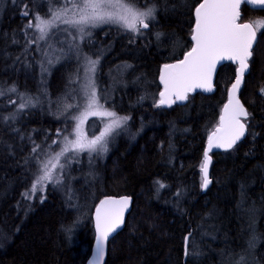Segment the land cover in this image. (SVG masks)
Returning a JSON list of instances; mask_svg holds the SVG:
<instances>
[{"label":"trees","instance_id":"1","mask_svg":"<svg viewBox=\"0 0 264 264\" xmlns=\"http://www.w3.org/2000/svg\"><path fill=\"white\" fill-rule=\"evenodd\" d=\"M154 2L148 31L90 27L73 50L66 39H39L27 27L34 14L44 17L68 0H0V264H86L97 204L122 196L133 198L132 211L110 241L105 264H264V29L239 93L248 135L229 151L211 153V184L203 192L205 147L237 66L221 68L216 93L160 106V69L193 47L202 0ZM152 3L137 0L141 8ZM241 11L240 22L264 20V11L245 5ZM85 57L99 58L92 78L100 104L131 119L106 153L63 158V173L56 171L61 183L31 196L46 151L73 116L65 106H73L78 86L86 89L79 84ZM22 97L31 101L23 109Z\"/></svg>","mask_w":264,"mask_h":264},{"label":"snow or ice","instance_id":"2","mask_svg":"<svg viewBox=\"0 0 264 264\" xmlns=\"http://www.w3.org/2000/svg\"><path fill=\"white\" fill-rule=\"evenodd\" d=\"M243 2L253 6L264 5V0H243ZM241 3L242 0H202L195 8V27L191 37L195 42L194 46L185 54L183 60L175 64L163 65L160 75L164 90L159 94V105L171 106L176 101L187 100L188 93L195 89L211 91L212 76L220 61L229 60L239 65L235 82L231 84L228 103L224 106V114L220 117V126L208 137V150L204 153L201 166L202 187L205 189L211 183L208 177L211 160L209 151L213 147L231 149L244 135L245 123L242 122V118L246 120L249 116L237 94L249 68L257 34L264 29V20L240 23ZM24 7L27 8V5ZM156 13L157 6L154 0L150 6L145 5L143 8L137 6V0H68L66 4L54 5L44 17L34 14L27 27H35L40 33L39 39H44L50 30L57 26V21L77 29L82 37L91 35L86 29L104 24L118 25L132 33L140 34L141 29L149 28L150 22L155 20ZM22 15L28 16L29 12L24 11ZM161 35L163 34H156L157 38ZM85 60L87 72L94 75L99 58L92 60L85 57ZM85 88L90 90L85 93L84 111L79 116L72 117L78 121L75 139H70L71 133H69V136L64 137V146L60 152L47 162H42V167L35 175L31 193L38 190L43 191L49 183H61V177L54 176V173L57 170L63 173L65 165L60 161L61 157L66 160L70 159L66 154H77L84 151L89 154L106 153L109 138L117 129L126 126L131 119L130 116H120L116 111L106 109L99 103L95 81L91 75L88 76ZM11 91H15V88L13 87ZM22 101L24 102L19 105L21 109L31 103L24 97ZM65 107L72 106L66 105ZM87 116H100L107 119L104 130L92 139H88L82 130ZM29 195L30 193H25L26 197ZM129 204L128 197L107 198L102 200L96 208V249L95 258L90 264H102L105 244L110 234L124 222V213ZM253 246L254 241H249V247Z\"/></svg>","mask_w":264,"mask_h":264},{"label":"rangeland","instance_id":"3","mask_svg":"<svg viewBox=\"0 0 264 264\" xmlns=\"http://www.w3.org/2000/svg\"><path fill=\"white\" fill-rule=\"evenodd\" d=\"M53 29H57V30H60V31H58V33H55L53 31ZM48 35L51 36V37H53V36L57 37L58 36L62 40L66 39V41L68 42V45L66 44L67 49L70 48V49H73V50H77V48L74 46V43H76L77 46H80V44H81V42L83 40V37L77 31V29H75V28H73V27H71L69 25L63 24V23H61L59 21H57V26L52 28L50 30V32L48 33ZM49 36H46L45 38H47ZM89 75H91L93 77V74L87 72L86 64H83L82 65V70H81L79 84H83L84 83L86 85L88 83V76ZM89 90L90 89H85L82 92V90L80 89V86H78L76 88L75 92L71 95L70 98L73 100V106L70 109L73 110L72 111L73 116H79L84 111V107H82V106H85V104H86V95H85V93H86V91H89ZM97 97H98V95H97ZM99 103H101V100H99ZM16 116H17V114H14L13 118H11L9 122H14L15 119H16ZM77 123H78L77 120L71 118V121H70L68 127L66 128V130H64L62 132H59L55 136L56 139H55L54 147H53V149H49V150L46 151V154L48 156V157H46V159L47 158L50 159L51 157L55 156L56 153L60 152V150L64 146V137L65 136H69V133H71V136L69 138L70 139H75V130H76V124ZM106 123H107V119L104 118V117L87 116V118L85 119V121H84V123L82 125L83 133L88 137V139H92L95 136H99L100 133L104 130V127H105ZM84 152H87V151H84ZM80 153H83V152H80ZM80 153H77V154L68 153L66 155L68 157H70V159H71L72 157H75L76 155H79ZM100 154H103V153H100ZM63 158L64 157H61V160ZM70 159H68V160H70ZM54 176H56V172L54 173ZM31 196H33V193H31Z\"/></svg>","mask_w":264,"mask_h":264},{"label":"water","instance_id":"4","mask_svg":"<svg viewBox=\"0 0 264 264\" xmlns=\"http://www.w3.org/2000/svg\"><path fill=\"white\" fill-rule=\"evenodd\" d=\"M243 5H246V6H248L251 10H264V5H256V6H253V5H251V4H247V3H244L243 2V0H242V3H241V6H240V12H241V9H242V6ZM241 15H242V12H241ZM240 22V21H239ZM240 23H244V22H240ZM195 27V26H194ZM141 30H144V31H148L149 30V28L148 29H141ZM258 39V38H257ZM257 39H256V41H255V43H254V45H253V49L255 48V46H256V43H257ZM192 40V39H191ZM192 42H193V46H194V41L192 40ZM253 49H252V52H253ZM185 56V55H184ZM184 56H183V58L181 59V60H183L184 59ZM253 56V55H252ZM252 58V57H251ZM250 58V59H251ZM180 61V60H179ZM179 61H176V62H174V63H171V64H175V63H177V62H179ZM224 63H229V64H233V65H236L237 66V68H238V63L237 62H233V61H229V60H223V61H220L218 64H217V66H216V69H215V71H214V73H213V76H212V90L211 91H207V90H205V89H201V88H198V89H195L194 91H192V92H189L188 93V97L190 96V95H195L196 93H203L204 95H211V94H213L214 93V91H215V79H216V75H217V72H218V70H219V67H220V65H222V64H224ZM162 68H163V66L161 67V69H160V73H159V83H160V85L162 86V90H161V92L164 90V85L161 83V81H160V75H161V70H162ZM249 70H250V65H249V68H248V70L246 71V73H245V76L249 73ZM245 76H244V78H245ZM235 82V81H234ZM243 85H244V80H243V83H242V85H241V88H240V90L242 89V87H243ZM231 89V88H230ZM230 91V90H229ZM239 93H240V91H239ZM239 93L237 94L238 95V98H239ZM159 99H160V95H159ZM228 100H229V93H228ZM239 100H240V98H239ZM188 102V98H187V100H184V101H176L175 103H173V104H171V106H169V105H160V106H162L163 108H170V107H172V106H174L175 104H178V105H185L186 103ZM240 102H241V100H240ZM227 103H228V101H227ZM226 103V104H227ZM242 103V102H241ZM225 104V105H226ZM243 104V103H242ZM224 105V106H225ZM244 105V104H243ZM224 106H223V108H222V111H221V115H220V117L224 114ZM245 107V106H244ZM245 109H246V107H245ZM247 110V109H246ZM247 112H248V110H247ZM248 118V117H247ZM242 122L244 123V119L242 118ZM218 126H220V119H219V124H218ZM217 126V127H218ZM217 127L213 130V132L217 129ZM212 132V133H213ZM211 133V134H212ZM210 134V135H211ZM247 134H248V129H247V126H246V124H245V132H244V135L241 137V139L240 140H238L237 142H236V144L231 148V149H233L236 145H238L239 143H241L246 137H247ZM209 135V136H210ZM231 149H224V148H217V147H213L212 149H211V151H209V156H210V158H211V160H210V164H209V168H208V177H209V179H210V181H211V178H210V170H211V164H212V157H211V153H213V152H217V151H229V150H231ZM208 150V140H207V144H206V147H205V151H207ZM205 153V152H204ZM203 174V173H202ZM210 184L211 183H209V185H208V187L205 189V188H203V192H206V190L209 188V186H210ZM122 197H128V196H122ZM122 197H106V198H104V199H102V200H105V199H107V198H113V199H120V198H122ZM129 199H130V204H129V207L126 209V211H125V213H124V222L121 224V226L118 228V229H116V231L115 232H113V233H111L110 234V236H109V238H108V240H107V242H106V244H105V254H104V257H103V261H102V264H105L106 263V259H107V256H108V248H109V243H110V241L118 234V233H120L122 230H123V228H124V226H125V224H126V221H127V217H128V215L131 213V211H132V205H133V198L132 197H128ZM101 200V201H102ZM100 201V202H101ZM100 202L97 204V206H96V208L100 205ZM96 208H95V210H94V213H93V225H94V231H95V239H94V243H93V246H92V251H91V255H90V257H89V259L87 260V262H86V264H90V262H92L93 260H94V258H95V249H96V244H95V241H96V235H97V233H96V219H95V217H96ZM188 239H189V236L186 238V242H185V248H186V250H187V245H188Z\"/></svg>","mask_w":264,"mask_h":264},{"label":"flooded vegetation","instance_id":"5","mask_svg":"<svg viewBox=\"0 0 264 264\" xmlns=\"http://www.w3.org/2000/svg\"><path fill=\"white\" fill-rule=\"evenodd\" d=\"M246 6V5H245ZM246 7H248V6H246ZM249 8V7H248ZM250 9V8H249ZM251 10V9H250ZM252 11H256V12H262V11H264V10H252ZM244 22V21H243ZM246 22V21H245ZM244 22V23H245ZM228 63H224V64H222V65H220V67H219V70H218V72H217V75H216V79H215V88H216V81H217V77H218V75H219V72H220V70H221V68L222 67H224L225 65H227ZM216 90V89H215ZM214 93H216L215 91H214ZM175 105H178V104H175ZM173 107V106H172Z\"/></svg>","mask_w":264,"mask_h":264}]
</instances>
